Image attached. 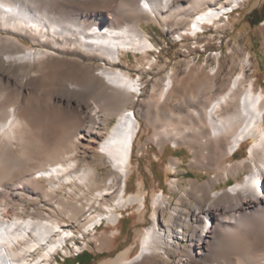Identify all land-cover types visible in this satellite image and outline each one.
Here are the masks:
<instances>
[{"label": "bare ground", "instance_id": "6f19581e", "mask_svg": "<svg viewBox=\"0 0 264 264\" xmlns=\"http://www.w3.org/2000/svg\"><path fill=\"white\" fill-rule=\"evenodd\" d=\"M244 1L0 0V264H51L59 250L64 263L71 252L67 242L72 250L86 248L73 237L90 241L95 235L90 233L96 228L90 231L81 218H88L90 226L97 221L113 227L117 211L134 205L140 210L144 197L127 194L126 182L141 121L150 125L151 112L170 103L177 76L169 72L137 95L143 83L116 64L123 54L138 53L140 68L156 65L142 20L158 23L182 43L184 36L197 38L203 25L219 23ZM212 58L215 66L208 70L185 62L184 73L194 82V92L185 99L194 106L187 111V127L181 129L183 101L175 104L179 113L172 129L162 125L150 140L161 148L167 142L186 145L190 165H209L219 174L196 196V206L180 196L191 207L185 218L173 207L164 219L169 202L162 193L155 195L137 254L128 259L125 249L100 264H136L148 256H172L173 264H264V94L246 80V55L224 92L197 108L201 98L195 92L207 86L213 93L219 83L221 52ZM233 65L231 59L229 70ZM245 143V158L217 165ZM85 144L100 157L104 177L97 167L80 169ZM177 165L172 160L166 166L169 175ZM245 171L227 190L210 192ZM169 182L178 192V180ZM204 195L208 202L201 204ZM25 202L35 209L25 211ZM100 205L103 213L90 217ZM221 247L225 250L218 255Z\"/></svg>", "mask_w": 264, "mask_h": 264}, {"label": "rangeland", "instance_id": "374dc122", "mask_svg": "<svg viewBox=\"0 0 264 264\" xmlns=\"http://www.w3.org/2000/svg\"><path fill=\"white\" fill-rule=\"evenodd\" d=\"M254 10L262 13L264 11V0H247L241 2L229 15L221 17L219 23L215 25L212 23L203 25V34H197L198 37L195 39L191 35H186L183 37L184 42L182 43L180 39L174 42L166 34V30L158 23L145 20L141 21V27L146 32V37L154 45V48H151L148 54L150 57L156 59V65L150 69H148V66H142L140 68L137 62L138 60L140 61L141 55L138 53L136 55L133 53L123 54L121 61L116 65L129 72L130 78L135 82L140 80L143 83L141 87L144 88V93L150 89L151 82L155 81V79H162L169 72L176 74L178 87L168 105L162 108L161 111L151 112L152 119L150 125L146 126V121L140 120L142 133L133 151L131 161L132 173L126 182V193L134 194L139 192L144 197L143 206L139 208L140 210H137L138 206L134 205L117 211L119 215L118 223L112 227L106 222H101V225L93 233H90H95L92 238L93 240L91 239L89 241L87 240L88 238H81L79 235L73 237V242L76 244H81V242L87 243L88 246L85 248L84 253L89 255L88 258H94L90 264L108 262L125 249L129 250L127 258H133L140 248L142 232L150 223L149 218L152 212V201L155 195H158L162 191V195L169 202L170 207L169 210L164 211V219L169 216L170 209L173 207L181 209L184 215L183 217L185 218L186 214L191 211V207L185 206L180 196L188 199L192 207L196 206V196L200 194L201 190L207 188L206 184L213 175L219 174L209 165H207L208 168L190 165L192 153L186 145L174 146L172 143L167 142L161 148L153 143L150 138L158 135L161 129L160 126L162 125L168 124V129H172L176 123L174 116L177 115L176 113H179L176 107L177 105L175 104L182 103L183 101L184 106L182 107L181 113L184 117L182 118L183 126L181 129H185L188 125L186 120V117H188L187 111L194 106L190 105L187 101L185 102V99H187V95L190 96L194 92V82L191 77L193 75L190 74V76L184 73L186 60H189L194 67L204 65V68L208 70L215 66L212 54L221 52L222 55L221 69L218 76L219 83L217 84L216 90L210 93L207 86L198 89L195 93H198L201 98V103L197 105V108H202V104H204L203 108L206 105L208 106L211 100L224 92L225 88L223 87L226 86L232 76L237 74L239 71L237 64L246 55L249 57V63L245 68L246 80L254 85V91L257 94L260 92L264 94V21L258 25L251 23L252 20H249V15ZM23 43L27 44L26 41H23ZM231 59L234 60L235 65H233V69L229 70ZM138 69H144V73L139 74ZM161 84L160 81L157 83V92L160 91ZM109 122L111 123L112 119ZM246 147L247 144H243L233 157L220 160L217 162V165L222 167L223 165L231 164L245 158ZM80 150V169L84 168V165H90L94 168L97 167L96 169L100 177H104L106 169L101 165L100 157L92 153L86 144ZM195 150L197 152L199 151V159H202L203 157H200V146H195ZM172 160L177 162L178 165L176 166L175 174L169 175L166 171V166ZM245 174L246 171L237 176L230 177L225 184L222 182L216 184L210 192H223L227 190L230 186L241 181ZM172 178L177 179L180 183L181 187L178 192H173L170 189L169 181ZM138 184H141L140 189L137 187ZM206 202H208V198L204 195L201 204H206ZM22 206L25 211L35 209V205L32 203L25 202ZM102 209L103 206L101 205L99 207L95 206V208L91 209L90 217L103 213ZM90 222L88 218H81L79 223L81 225H89V229L93 225L100 223L96 221L95 224H91L90 226ZM66 244L69 246V250H72V243L67 242ZM222 250L224 251L225 249H219L217 254L221 255L223 253ZM61 253L62 251L60 250L55 253V261L59 264H75L76 260L71 258V253L64 259V261L66 260L65 263H60L59 257H61ZM54 260L51 261V264H54ZM174 262L175 259L172 256H168V259H163L158 256H148L142 262L136 264H173Z\"/></svg>", "mask_w": 264, "mask_h": 264}, {"label": "trees", "instance_id": "16d2710c", "mask_svg": "<svg viewBox=\"0 0 264 264\" xmlns=\"http://www.w3.org/2000/svg\"><path fill=\"white\" fill-rule=\"evenodd\" d=\"M249 20H252L251 23L253 25H258L261 22L264 21V11L262 13H259L257 10H254L250 15H249ZM89 255L86 253H82L81 255H79L75 260V264H90L91 261L94 258H88Z\"/></svg>", "mask_w": 264, "mask_h": 264}, {"label": "built area", "instance_id": "2783aa9c", "mask_svg": "<svg viewBox=\"0 0 264 264\" xmlns=\"http://www.w3.org/2000/svg\"><path fill=\"white\" fill-rule=\"evenodd\" d=\"M171 175V174H170ZM171 181V180H170ZM162 193V191L159 193V195ZM79 247H81L82 248V245H78V248H77V250H71V258L72 259H74V258H76L77 256H79L80 254H82L83 252H84V250H85V247L84 248H82V249H79Z\"/></svg>", "mask_w": 264, "mask_h": 264}, {"label": "crops", "instance_id": "0c3cea01", "mask_svg": "<svg viewBox=\"0 0 264 264\" xmlns=\"http://www.w3.org/2000/svg\"><path fill=\"white\" fill-rule=\"evenodd\" d=\"M75 260V259H74Z\"/></svg>", "mask_w": 264, "mask_h": 264}]
</instances>
